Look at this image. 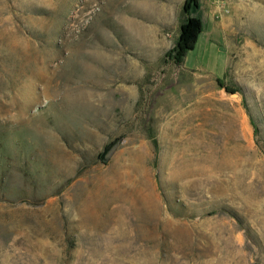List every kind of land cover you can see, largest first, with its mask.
I'll return each instance as SVG.
<instances>
[{"label": "rangeland", "instance_id": "rangeland-1", "mask_svg": "<svg viewBox=\"0 0 264 264\" xmlns=\"http://www.w3.org/2000/svg\"><path fill=\"white\" fill-rule=\"evenodd\" d=\"M184 1L0 0V264H264V0Z\"/></svg>", "mask_w": 264, "mask_h": 264}, {"label": "trees", "instance_id": "trees-1", "mask_svg": "<svg viewBox=\"0 0 264 264\" xmlns=\"http://www.w3.org/2000/svg\"><path fill=\"white\" fill-rule=\"evenodd\" d=\"M199 9V0H185L182 6V15L184 17L179 27V36L175 43V47L170 51L168 56L177 64L184 63L188 52L194 49L199 35L203 31V24L198 17H192V12L195 13ZM253 129L256 132V127ZM154 148H156V141L151 136Z\"/></svg>", "mask_w": 264, "mask_h": 264}, {"label": "bare ground", "instance_id": "bare-ground-1", "mask_svg": "<svg viewBox=\"0 0 264 264\" xmlns=\"http://www.w3.org/2000/svg\"><path fill=\"white\" fill-rule=\"evenodd\" d=\"M138 37H139L141 40L144 39V38H143L144 36L142 35V32L138 33ZM77 56H78V55H77ZM242 152H243V151H242ZM201 161H202V160H201ZM197 162H198V161H197ZM220 162H221V161H220ZM200 163H201V162H200ZM213 163H215V162H213ZM220 164H221V165H219V163H218V164L216 165L215 170H217L218 168H219V170H220V167H221V166H224V168H225V166H226V168H228V167H229L230 169L232 168V165H231V164L229 165V164L227 163V164H228V165H227V164L225 163V165H224L223 162H221ZM236 166L238 167L239 165L236 164ZM199 167H200V165H199ZM192 169H193V168H192ZM239 169H240V167H239ZM222 171H223V170H222ZM203 172H204L203 169L200 170V168H197V169H195V170H190V171H188V174H192V175H198V174H199V175H200V174L203 173ZM204 174H205V173H204ZM215 174H216V173H215ZM234 175H235V174H234ZM233 178H234V177H233ZM237 180H238V179H237ZM232 183H233V182H232ZM237 184H238V183H237ZM243 185H244V184H243ZM233 186H234V185H233ZM136 188H137V187H136ZM136 190H137V189H136ZM134 192H135V191H134ZM136 192H137V191H136ZM132 198H133V197H132ZM133 201H134V200H133ZM133 201H132V202H133ZM141 202H143V201H141ZM144 202H145V200H144ZM133 204H134V203H133ZM144 204H145V203H143V205H144ZM136 205H137V204H136ZM144 208H145V207H144ZM146 208H148V207H146Z\"/></svg>", "mask_w": 264, "mask_h": 264}, {"label": "crops", "instance_id": "crops-1", "mask_svg": "<svg viewBox=\"0 0 264 264\" xmlns=\"http://www.w3.org/2000/svg\"><path fill=\"white\" fill-rule=\"evenodd\" d=\"M199 37H200V36H199ZM199 37H198V38H199Z\"/></svg>", "mask_w": 264, "mask_h": 264}]
</instances>
